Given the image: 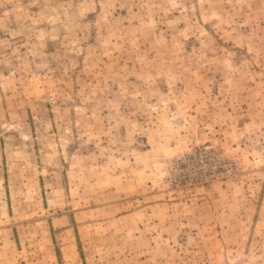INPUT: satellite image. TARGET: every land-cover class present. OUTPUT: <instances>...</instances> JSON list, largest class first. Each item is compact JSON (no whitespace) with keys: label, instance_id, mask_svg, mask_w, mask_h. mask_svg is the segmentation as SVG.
<instances>
[{"label":"rangeland","instance_id":"rangeland-1","mask_svg":"<svg viewBox=\"0 0 264 264\" xmlns=\"http://www.w3.org/2000/svg\"><path fill=\"white\" fill-rule=\"evenodd\" d=\"M0 264H264V0H0Z\"/></svg>","mask_w":264,"mask_h":264}]
</instances>
